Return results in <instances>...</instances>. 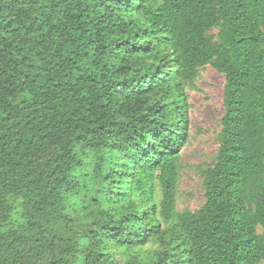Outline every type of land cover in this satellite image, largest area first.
Listing matches in <instances>:
<instances>
[{
    "label": "trees",
    "instance_id": "1",
    "mask_svg": "<svg viewBox=\"0 0 264 264\" xmlns=\"http://www.w3.org/2000/svg\"><path fill=\"white\" fill-rule=\"evenodd\" d=\"M206 65L219 146L180 210ZM0 264H264V0H0Z\"/></svg>",
    "mask_w": 264,
    "mask_h": 264
},
{
    "label": "rangeland",
    "instance_id": "2",
    "mask_svg": "<svg viewBox=\"0 0 264 264\" xmlns=\"http://www.w3.org/2000/svg\"><path fill=\"white\" fill-rule=\"evenodd\" d=\"M224 74L211 65L199 69L196 79L186 86L189 139L182 149L183 170L179 183L178 208L198 209L205 200L199 167L216 154L224 114Z\"/></svg>",
    "mask_w": 264,
    "mask_h": 264
}]
</instances>
